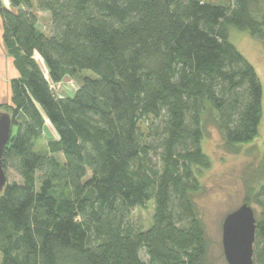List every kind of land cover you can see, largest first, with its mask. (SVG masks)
<instances>
[{"label": "trees", "instance_id": "16d2710c", "mask_svg": "<svg viewBox=\"0 0 264 264\" xmlns=\"http://www.w3.org/2000/svg\"><path fill=\"white\" fill-rule=\"evenodd\" d=\"M0 7L19 75L0 103L12 121L2 168L20 179L0 194V264H212L193 200L210 164L201 144L208 126L232 154L259 136L263 85L228 28L264 39V0ZM36 13L48 15L47 34ZM84 71L94 78L54 94L52 85ZM46 122L55 137L41 155ZM148 202L152 224L136 228L131 212ZM251 202L260 209L253 264H264V183L247 186Z\"/></svg>", "mask_w": 264, "mask_h": 264}, {"label": "rangeland", "instance_id": "374dc122", "mask_svg": "<svg viewBox=\"0 0 264 264\" xmlns=\"http://www.w3.org/2000/svg\"><path fill=\"white\" fill-rule=\"evenodd\" d=\"M203 2L228 4L230 0H201ZM37 26L45 34L49 31L47 14L37 15ZM228 41L255 67L263 85L262 109L263 116L259 127V136L251 144L243 145L237 154L228 153L223 148L220 135L213 126L205 129V137L201 147L209 158L207 169H202L198 175L200 190L193 196L197 214L204 227L209 242L210 260L212 264H227L222 251V221L230 212L240 207L246 198L247 186L257 189L264 183V39L240 31L234 27L228 28ZM36 62L46 75L45 68L38 56ZM94 78L88 71L81 72L77 78H65L62 83L52 85L51 89L58 97L70 96L79 87L80 78ZM6 96V93H5ZM8 100V97L5 98ZM55 133L46 122L42 138L35 145V152L44 155L48 153L47 144L54 139ZM61 161V156H56ZM7 182H20L12 171H7ZM250 207L256 217L259 207L253 202ZM154 207L148 202L144 208H135L129 217V222L136 228L147 230L153 219ZM142 259H146L141 253Z\"/></svg>", "mask_w": 264, "mask_h": 264}, {"label": "water", "instance_id": "95a60500", "mask_svg": "<svg viewBox=\"0 0 264 264\" xmlns=\"http://www.w3.org/2000/svg\"><path fill=\"white\" fill-rule=\"evenodd\" d=\"M12 132L10 115L0 112V194L7 184V176L2 168V153ZM221 245L227 264H253V243L256 219L252 208L242 204L227 214L222 221Z\"/></svg>", "mask_w": 264, "mask_h": 264}, {"label": "crops", "instance_id": "0c3cea01", "mask_svg": "<svg viewBox=\"0 0 264 264\" xmlns=\"http://www.w3.org/2000/svg\"><path fill=\"white\" fill-rule=\"evenodd\" d=\"M0 6H2V4H0ZM38 14L40 13H36V16ZM2 33L3 24L0 15V103H7L9 102L11 96L9 82L13 79H16L19 75L13 64V59L10 57L11 55L8 54L6 46L3 42ZM6 97H8V100H5Z\"/></svg>", "mask_w": 264, "mask_h": 264}, {"label": "built area", "instance_id": "2783aa9c", "mask_svg": "<svg viewBox=\"0 0 264 264\" xmlns=\"http://www.w3.org/2000/svg\"><path fill=\"white\" fill-rule=\"evenodd\" d=\"M0 4H2L3 7L9 9V0H0Z\"/></svg>", "mask_w": 264, "mask_h": 264}]
</instances>
